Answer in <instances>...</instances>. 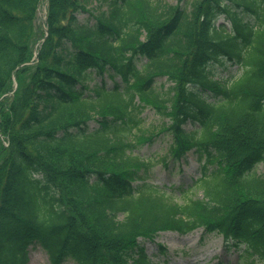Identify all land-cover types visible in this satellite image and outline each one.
<instances>
[{"label": "trees", "instance_id": "obj_1", "mask_svg": "<svg viewBox=\"0 0 264 264\" xmlns=\"http://www.w3.org/2000/svg\"><path fill=\"white\" fill-rule=\"evenodd\" d=\"M41 1L0 0V264L32 243L50 264H156L142 240L196 227L264 264V0H46L44 27ZM149 106L168 120L141 128ZM189 151L179 202L149 178Z\"/></svg>", "mask_w": 264, "mask_h": 264}, {"label": "rangeland", "instance_id": "obj_2", "mask_svg": "<svg viewBox=\"0 0 264 264\" xmlns=\"http://www.w3.org/2000/svg\"><path fill=\"white\" fill-rule=\"evenodd\" d=\"M169 4H174L177 0H162ZM185 2V0H182ZM45 0H42L36 22L42 24L45 19ZM98 6L95 0H87L85 2V8L96 9ZM105 9V7H103ZM87 12L79 14V18L87 16ZM222 17H219L218 21H221ZM216 75L219 78H227L230 74L239 73L235 65H229L222 67L220 65H214ZM218 76H216L218 78ZM95 81H99V78L92 80L90 84ZM106 82L110 83L109 79L106 78ZM158 85L162 84L167 87L170 83L165 78H157ZM139 117H141L142 123L141 128L147 126H157L159 123L166 122L167 117L160 116L155 113L153 109L146 107ZM90 128L95 126V122H90ZM188 129L191 126L186 125ZM155 140L151 143L144 144L140 147L142 154L148 157V155L154 153L164 152L166 147L169 145L170 138L167 135L159 134L154 138ZM163 166L159 163L154 166L151 180L158 184H167L170 186L174 185V190L171 192L173 199L181 202L183 196V189L188 191V188L192 184L191 180L197 178L200 175L198 170L199 160L196 158V154L193 151H189L181 161L175 162L174 166L169 169H163ZM258 172L264 173V166L259 164L256 167ZM178 170V171H177ZM182 184V187L177 188L178 185ZM145 246L146 252L153 258L156 264H238L237 263V252L233 246L226 247V242L219 233H203L201 229H196L194 232L180 235L174 231H162L159 232L153 240L142 241ZM30 256L27 264H50L48 254L39 245H30L29 253ZM62 264H76L72 259L67 258Z\"/></svg>", "mask_w": 264, "mask_h": 264}]
</instances>
